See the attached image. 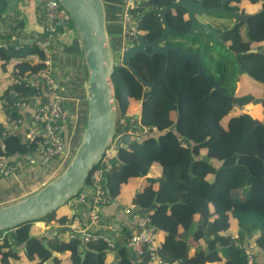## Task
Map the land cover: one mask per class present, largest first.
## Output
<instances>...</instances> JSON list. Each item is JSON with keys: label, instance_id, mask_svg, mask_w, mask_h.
Segmentation results:
<instances>
[{"label": "trees", "instance_id": "16d2710c", "mask_svg": "<svg viewBox=\"0 0 264 264\" xmlns=\"http://www.w3.org/2000/svg\"><path fill=\"white\" fill-rule=\"evenodd\" d=\"M104 1L109 34L117 48L119 8L122 10L126 0ZM246 3L256 6L249 21L224 35L230 41V50L240 55L238 63L234 61L233 71L217 66L223 80L209 76L212 82H206L199 75L196 63L185 62L173 53L169 65L161 55L151 59L138 54L130 61L141 79L154 83L149 90L128 68L120 67L116 73L121 78L117 87L118 119H126L127 127L139 130L140 135L131 137V143L124 138L125 146L116 157L118 165L106 174V189L116 202L133 204L148 215L150 224L159 231L158 253L165 264H247V246L264 250V121L234 106L260 104L264 114V0H230L225 7L242 13L246 11ZM205 4L216 8L222 0H206ZM154 6L156 11H142L140 17V30L146 40L161 35L165 20L177 30L176 34L186 35L190 23L185 11L174 7V0H154ZM160 9L161 17L157 11ZM71 23L74 26L73 20ZM180 34H172L170 38ZM253 46L263 53H248ZM0 52L4 61L15 57L2 48ZM40 67L41 63L32 60L15 61L8 76V89L2 95L8 104V114L14 111L13 116H18L20 113L13 104L29 101L36 94L24 85L14 84L10 77L24 78ZM240 68L260 85L259 90L235 94V86L229 89ZM212 83L218 84L219 89L211 93ZM138 120L140 124H136ZM155 131L163 135L137 142V138ZM81 132L82 126L75 132L70 146L74 151ZM34 149L35 143L26 144L10 134L5 147L0 145V157L10 162L26 161ZM90 181L91 178L86 185ZM107 209V206L103 208L102 214L110 218ZM70 218L62 210L15 230L1 231L0 264H137L126 254L116 258L104 239L84 243L70 238L66 228ZM39 222H54L60 229L56 235L44 239L48 247L40 239L44 232L36 226ZM122 227L127 234L135 231ZM191 242L198 248H193ZM23 244L25 247H21ZM198 250L202 259L197 257ZM53 253L57 255L54 257ZM255 261L258 264L256 252ZM150 263L154 264L146 254L143 264Z\"/></svg>", "mask_w": 264, "mask_h": 264}, {"label": "built area", "instance_id": "2783aa9c", "mask_svg": "<svg viewBox=\"0 0 264 264\" xmlns=\"http://www.w3.org/2000/svg\"><path fill=\"white\" fill-rule=\"evenodd\" d=\"M199 1V0H197ZM180 0H174L177 5ZM121 21V48L122 53L132 44H138L142 36L140 30V17L142 11H150L151 0H126L122 4ZM156 11V10H155ZM161 17L162 10H157ZM45 37L38 41L36 47L39 51L41 67L34 74L24 77H10V81L17 85H24L36 92L34 97L43 93L51 94V100L42 101L34 110L27 112V101L13 104L16 110L26 112L13 116L8 114L2 124L0 132V145L5 147V139L22 126H27L28 142L35 143L39 159L35 162L27 159L31 164L39 165L40 175L49 174L53 169L54 161H62L68 154V138L65 124L68 123L71 113L64 106L63 90L55 75V67L52 54V43L56 33L67 28L72 21L67 10L59 0H48L45 4ZM0 47L7 49L8 45L0 40ZM127 120H118L117 134L113 144L106 151L101 166L95 168L89 178L91 181L79 194L71 199L67 208L71 211L70 221L66 224L70 238L81 239L84 243L104 239L107 241L108 250L119 258L126 254L137 264H143L146 254L150 261L156 264H165L158 253L159 231L150 224L148 215L141 213L133 204L125 207L123 213L130 216L136 223V229L127 234L124 228L117 222L106 218L102 214L103 208L117 204L116 200L108 194L106 186V174L117 166V153L125 146L124 138L140 135L139 130L127 127ZM119 128H125L119 132ZM99 164V165H100ZM21 159L10 162L0 157V176H9L23 168ZM49 172V173H48ZM1 235V234H0ZM2 237H0L1 239ZM247 264H256L255 249L253 246L245 248Z\"/></svg>", "mask_w": 264, "mask_h": 264}, {"label": "water", "instance_id": "95a60500", "mask_svg": "<svg viewBox=\"0 0 264 264\" xmlns=\"http://www.w3.org/2000/svg\"><path fill=\"white\" fill-rule=\"evenodd\" d=\"M229 0H222L219 7H207L206 0H180L175 5L185 11L190 23L189 36L209 35L212 42L227 45L221 33L216 27L204 22V18L210 14L226 12L225 4ZM73 20V24L80 34L85 48L86 60L89 71L88 81V117L83 132L82 140L66 169L52 182L48 183L39 191L25 199L0 208V232L15 230L20 226L44 219L55 212H61L67 207L68 202L82 191L94 171L101 163L106 151L113 144L118 129L119 102L117 99V87L121 85V78L116 77L118 68H128L147 87L149 83L140 78L137 70L130 63L137 54H145L152 58L155 54L165 57L173 53L185 62H194L201 67L202 56L199 52H184L180 46L172 44L164 45L165 37L174 33L165 20V30L162 35L153 42H147L142 37L138 44H132L127 50L120 53L114 50L108 30L107 9L104 0H59ZM149 13L155 11L154 0ZM235 22L231 29L237 27L240 22H248L250 15L230 11ZM166 11L163 12L165 19ZM151 49V53L147 50ZM263 53V50L251 49L248 53ZM119 57H118V56ZM237 56L238 53L234 52ZM199 73L203 75L200 69ZM235 108L243 111L244 107L238 104ZM176 136L180 137L176 129ZM163 133L155 131L137 138L138 143H144L150 138L158 139ZM133 139L127 137L126 142L131 143ZM191 145L194 143L191 141ZM32 154V152H31ZM117 223L126 227L129 231L133 229L132 220L125 214L119 213L116 217ZM60 229L56 230V235ZM51 236V235H50ZM50 236H42L44 240ZM44 244L48 247L44 240ZM16 245L13 246L15 248ZM21 247H25L23 244ZM89 249H86L88 252ZM86 254V253H85ZM82 255V260L85 259ZM57 254L53 253L55 257ZM185 264V263H183Z\"/></svg>", "mask_w": 264, "mask_h": 264}, {"label": "crops", "instance_id": "0c3cea01", "mask_svg": "<svg viewBox=\"0 0 264 264\" xmlns=\"http://www.w3.org/2000/svg\"><path fill=\"white\" fill-rule=\"evenodd\" d=\"M47 1L48 0H0V40L2 43L8 45L7 49H4L2 47L0 48L4 49L5 53L6 51H8L11 52L12 56H15L9 61L0 59L1 125L8 116V104L6 105L4 103L5 98H2V95L8 89V76L12 71L11 69L15 61L26 59L32 60L36 63H40L39 51L36 47V44L38 41L42 40L45 37L44 31L46 24L44 10ZM244 6L246 10L245 12L249 15H251L250 12L253 10V8L256 7L251 3H246ZM118 7H120V5ZM119 9L121 11V8ZM223 19L224 18L215 17L210 14L205 18V22L214 26L220 25L221 29L224 27L223 25L231 26L234 23L232 19L228 21H225ZM118 26L120 28V36L118 38L119 45L117 46V48H115L112 43L114 50L117 52L118 50H120L122 44V21ZM241 30L242 36L245 37L246 29L243 28ZM10 46H12L11 49ZM193 49L197 51L198 48L194 47ZM254 49L257 50L256 47ZM0 54L3 53L0 52ZM52 54L55 67V75L63 90L64 106L69 109L71 113L68 124H65V126L67 125L69 127L68 133L70 134V136L68 134V141L73 144V137L75 132L77 130L79 131L80 127L82 126V134L87 122L89 71L82 39L79 32L77 31L75 26L72 25V23L67 28H64L63 30H60L56 33L52 43ZM236 83L235 94H242L245 91H256L260 88V85L257 84L253 79H251L249 75L242 69L236 80ZM51 97L52 96L49 93H43L39 97H29V101H27V112L34 110L42 101L44 102L51 100ZM245 110H248L255 117L258 116V119L264 121L263 109L260 104H250L247 107H244L243 111ZM20 113H22V115H25L26 112L20 111ZM28 132V127L22 126L12 134L20 137L26 144H30L27 138ZM74 139L76 140V137ZM69 149L70 146L68 145V153L71 157V154H73V152L75 154L76 151H74L75 149L73 147L71 152ZM30 159L34 160L35 162H37V160L39 159L38 153L36 151V146L32 151ZM65 159L66 157L63 159V161H60V163L57 161L53 162V166L56 167H58L60 164L63 165L59 166V168L61 167L60 172L63 168H65L67 162H69V160L66 161ZM25 160L26 161H23V168H21L19 171L9 176H0V208L15 204L36 192V189H32V183L34 181L31 178L36 176V174H34L35 172H37V174L40 176V174L38 173L39 165L31 164L29 160ZM44 182L46 183L44 184ZM49 182L51 181H48V179L42 180L40 186H44ZM140 182L138 183V186ZM129 205L130 204L124 206L127 207ZM107 208L108 209L106 210V212L112 216L108 219H111L115 222H117L116 217L119 213L125 214L123 213L124 208L122 209V205L118 202L117 206L111 205ZM63 211L69 213L70 216L72 214L67 207L64 208ZM132 222L134 225L133 229H136V223L134 221ZM36 226L40 227L43 230L45 236H52L53 233L58 230L57 225L54 222L50 224L39 222L36 223ZM237 238V236H233V239ZM191 244L193 245V248H198L197 244ZM254 249L257 255L258 264H264V250L258 249L256 247ZM197 257L198 259L203 258L200 250H198Z\"/></svg>", "mask_w": 264, "mask_h": 264}, {"label": "rangeland", "instance_id": "374dc122", "mask_svg": "<svg viewBox=\"0 0 264 264\" xmlns=\"http://www.w3.org/2000/svg\"><path fill=\"white\" fill-rule=\"evenodd\" d=\"M174 39H176L177 41V44L180 45L181 47H183L184 49L188 48L189 46L193 47H197L204 55V57L206 58L205 59V68L207 70V72H213L211 71L212 67L214 68L213 64L217 67V66H222V67H226L227 70L230 72V71H233L234 69V61H236V56L229 52L228 50H226L224 48V46L221 44V43H215V42H211V43H203L202 40H201V36H189V35H181V36H174L173 38H171L172 41H174ZM195 39H198V41H196ZM119 49V48H118ZM118 56V55H117ZM119 57V56H118ZM241 73V68L238 70V74L235 76V80H237L239 74ZM214 76L215 75H218V72H215L213 74ZM234 80V82L229 86V89L232 87V86H235L236 87V84L235 83L236 81ZM227 87V85H226ZM127 102V101H126ZM238 109V108H237ZM239 113V112H238ZM258 117V116H257ZM259 118V117H258ZM137 119V117H136ZM136 124H140L139 120ZM140 126V125H139ZM138 126V127H139ZM147 130V129H146ZM145 132H148L146 131ZM68 131L66 132V135L68 136ZM70 136V134H69ZM82 137H83V134L80 138V141L78 143L77 146H79L81 140H82ZM68 145L71 146L72 144L68 141ZM76 146V148H78ZM72 148V147H71ZM71 148L69 149L70 152H71ZM74 148V147H73ZM72 156L70 157L69 156V153L67 154L66 156V161L69 160V162H67V165L65 166V168H63L61 170V172L58 174V171H60L61 167L59 168V166H63L62 164H60L58 167L54 166L53 169L51 171H49L48 173L49 174H46V175H38L37 172H35L34 174H36V176L32 177L31 179H33V187L32 189H36V192L37 190L39 191L40 189H42L44 186H40L41 184V181L42 180H47L48 181H53L54 179H56L59 175H61V173L66 169V167L68 166V164L71 162L72 158H73V155L74 154H71ZM69 156V157H68ZM66 164V162H65ZM64 164V165H65ZM38 181V182H36ZM46 182H44L45 184ZM50 183V182H49ZM42 187V188H41ZM120 204H122V209L125 207L124 205H127L121 201H119ZM118 202V203H119ZM192 243V242H191ZM192 245V244H191ZM193 246V245H192Z\"/></svg>", "mask_w": 264, "mask_h": 264}, {"label": "flooded vegetation", "instance_id": "af4514ba", "mask_svg": "<svg viewBox=\"0 0 264 264\" xmlns=\"http://www.w3.org/2000/svg\"><path fill=\"white\" fill-rule=\"evenodd\" d=\"M230 1V0H229ZM228 1V2H229ZM227 2V3H228ZM226 3V4H227ZM225 4V5H226ZM226 8V7H225ZM226 12H224V14H227L228 16H215V15H212V16H215V17H219V18H224L223 20H225V21H228V20H230V19H232L234 22H235V20H234V18L230 15V11H232V12H234V11H237V12H239L240 14H246V12H240V11H238V10H228L227 8H226ZM186 14V13H185ZM186 16H187V14H186ZM209 16V15H208ZM207 16V17H208ZM251 16V15H250ZM206 18V17H205ZM205 18L203 19L204 20V22H205ZM209 24V23H208ZM241 24H244L243 22H240L238 25H237V27H239ZM211 25V24H210ZM233 25H234V23H233ZM233 25H231V26H229V25H223L224 27L221 29V27H220V25H212V26H214V27H216L221 33H223L222 35H221V38H224V35L227 33V32H229V31H232V30H234L235 28H237V27H235L234 29H231V27L233 26ZM173 31H174V33H169L166 37H165V40H164V42H163V44L164 45H167V44H172V45H174V46H178V44H177V41H176V39H174V41H172L171 40V38H170V35H178V34H180V33H178V34H176L175 32L177 31V30H174V29H172ZM164 32V31H163ZM162 32V33H163ZM162 33H161V35H162ZM187 33H188V31H187ZM187 33H186V35H187ZM161 35H159L158 37H156V38H154L153 40H151V41H148L147 40V42H153V41H155V40H157ZM181 35H183V34H180V36ZM225 39V38H224ZM196 41H198V39H195ZM201 40H202V42L203 43H206V44H208V43H211L212 42V40H211V37L209 36V35H202L201 36ZM226 40V39H225ZM226 42H227V45H223L224 46V48L226 49V50H228L229 52H231V53H233L234 54V52H236V51H233V50H230V41H227L226 40ZM213 43V42H212ZM181 47V46H180ZM195 46H189L188 48H186V49H184L183 47H181V49L184 51V52H188V53H195V52H199L200 54H201V56H202V64H201V67H199V65H198V73H199V71H200V69L202 70V72H203V75H201L200 73H199V75H201L203 78H204V80L206 81V82H212V78L210 79L209 78V76H212L214 79H217V78H219L220 77V79H222V76L220 75V69H217V67L213 64V66H214V68L212 67L211 69V71H213V72H207V70H206V68H205V66H204V64H205V57H204V55H203V53L199 50V49H197V51H195L193 48H194ZM254 49V48H253ZM148 52H150L151 53V49H148L147 50ZM238 53V52H237ZM138 55V54H137ZM136 55V56H137ZM145 55V54H144ZM164 56V55H162V54H155V55H153V57L151 58V59H153L155 56ZM240 55V53H238V55L236 56V61L235 62H237L238 63V56ZM148 57V56H147ZM165 57V56H164ZM150 58V57H149ZM166 58V65H169L170 64V53H169V56L168 57H165ZM194 63V62H193ZM215 72H218V75H213ZM223 80V79H222ZM153 84L154 83H152V85L150 86V87H147L146 86V89H150L152 86H153ZM212 85H213V88L210 90V92L212 93L215 89H219L218 88V84H216V83H212Z\"/></svg>", "mask_w": 264, "mask_h": 264}]
</instances>
